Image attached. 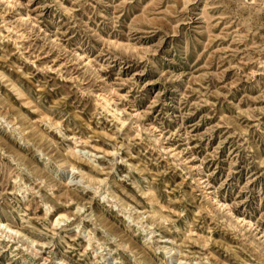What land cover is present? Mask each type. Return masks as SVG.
Instances as JSON below:
<instances>
[{
    "label": "rangeland",
    "instance_id": "1",
    "mask_svg": "<svg viewBox=\"0 0 264 264\" xmlns=\"http://www.w3.org/2000/svg\"><path fill=\"white\" fill-rule=\"evenodd\" d=\"M0 264H264V0H0Z\"/></svg>",
    "mask_w": 264,
    "mask_h": 264
},
{
    "label": "bare ground",
    "instance_id": "2",
    "mask_svg": "<svg viewBox=\"0 0 264 264\" xmlns=\"http://www.w3.org/2000/svg\"><path fill=\"white\" fill-rule=\"evenodd\" d=\"M171 252V251H170Z\"/></svg>",
    "mask_w": 264,
    "mask_h": 264
}]
</instances>
